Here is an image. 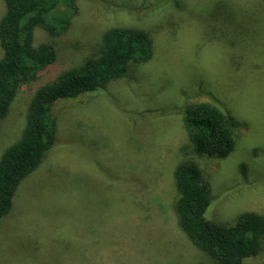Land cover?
Listing matches in <instances>:
<instances>
[{
	"label": "rangeland",
	"instance_id": "1",
	"mask_svg": "<svg viewBox=\"0 0 264 264\" xmlns=\"http://www.w3.org/2000/svg\"><path fill=\"white\" fill-rule=\"evenodd\" d=\"M59 36L35 29L55 63L22 86L0 119V156L22 133L36 89L98 52L113 27L147 31L148 61L55 106L56 139L19 184L0 221V264H217L179 226L175 168L197 163L210 186L206 217H264V0H77ZM5 4L0 0V19ZM3 49L0 45V58ZM210 102L240 127L223 159L198 153L183 126ZM264 264V235L257 255Z\"/></svg>",
	"mask_w": 264,
	"mask_h": 264
},
{
	"label": "trees",
	"instance_id": "2",
	"mask_svg": "<svg viewBox=\"0 0 264 264\" xmlns=\"http://www.w3.org/2000/svg\"><path fill=\"white\" fill-rule=\"evenodd\" d=\"M3 1L0 119L8 114L22 86L36 80L57 59L52 44L34 45L35 29L42 27L50 35L59 36L69 29L78 11L77 0ZM152 56L153 39L147 31L113 27L104 33L96 54L81 59L36 89L21 135L0 156V221L12 208L20 182L42 163L56 139L54 110L58 101L93 92L112 79L122 78L131 61H148ZM182 121L198 153L223 159L233 150L240 122L219 106L210 102L189 105ZM175 181L179 193L175 206L178 223L196 247L217 264H245V258L260 252L262 215L244 212L230 226L208 219L205 213L210 203V186L195 162L180 161L175 168Z\"/></svg>",
	"mask_w": 264,
	"mask_h": 264
}]
</instances>
